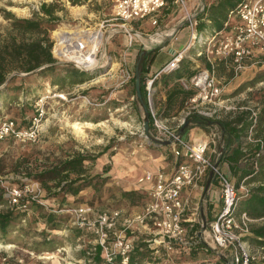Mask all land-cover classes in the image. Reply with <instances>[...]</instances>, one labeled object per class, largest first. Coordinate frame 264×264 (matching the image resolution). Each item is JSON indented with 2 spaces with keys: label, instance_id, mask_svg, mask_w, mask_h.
I'll use <instances>...</instances> for the list:
<instances>
[{
  "label": "rangeland",
  "instance_id": "obj_1",
  "mask_svg": "<svg viewBox=\"0 0 264 264\" xmlns=\"http://www.w3.org/2000/svg\"><path fill=\"white\" fill-rule=\"evenodd\" d=\"M41 2H55L57 8L64 9L57 12L61 19L50 31V38L53 41L52 54L59 62H68L76 67L82 66L73 61L69 54H59L57 51L59 32L71 36L101 34V41L98 44L96 41L97 63L92 67H86L92 68L87 71L94 76L85 82L59 88L53 86L49 78L35 76L25 79L22 89L14 94L7 95L6 98L0 94V121L9 118L18 126L26 127L40 108L44 110L41 120L42 131L38 141L22 143L11 137L0 140V175L19 176L15 182L21 185L27 183V180L21 178H28V182L37 186L36 192L42 202L33 201L28 205L37 203L43 204L44 207L43 211L36 212L28 206L26 215L7 235L3 236L0 232V264H87L85 257L93 250L95 238L92 234L71 225L70 214L67 211L70 208L67 206L76 207L81 203H88L98 210L120 208L124 209L122 211L124 216L141 209L142 201L134 205L118 201L119 189L122 187L118 181L121 177L114 170L117 171L118 167L124 164L121 155L132 159L130 166L133 168L137 159L142 155L148 157L147 153L159 143L151 141L153 126L150 125V119L149 131H144L143 120L146 118L144 110L133 94L132 81L122 83L123 75L125 66L135 68L136 57L140 51L158 50L168 39L174 37L179 29L178 20H183V11L172 0H167L166 7L157 17V23L154 25L156 29L145 30L133 24V29L140 33L133 34L132 42L129 43L126 34L119 31L115 26L116 22L111 20L113 0H86L83 4L75 5L68 0H0V34L4 35L9 26V21L3 17L4 9L17 17H31ZM197 2L198 0H188V8L195 10ZM95 40L89 51L94 50ZM180 46L177 47V51L183 50L186 44ZM18 75L23 76L21 73ZM15 82L19 84L20 78ZM221 83L224 86L222 98L227 99L225 103L231 106V109H222L218 116L225 111L238 108H247L259 113L264 104V66L248 67L235 78ZM24 86L28 88L26 92ZM150 103L154 107L153 91ZM147 105L149 107L148 101ZM141 151L146 153L141 155L138 153ZM76 152L89 157L84 162L86 178L103 174L102 177L109 176L108 180L103 182L100 177L95 178L92 182L97 184V187L88 186L78 197H69V205L66 201H61L60 197L49 199L47 189L32 177V174L43 165L47 166L63 156ZM168 153L171 158L172 153L170 151ZM25 157H28L27 161ZM100 158L108 159L101 169L98 168ZM105 166L110 168L107 174L103 173ZM147 171L152 172L145 170L144 173ZM137 182L143 183L138 180ZM0 202H4L1 209L7 208L8 204L1 192ZM131 207L138 210L131 211ZM48 212L67 214L66 221L61 224L60 229L53 231L45 225L43 219ZM196 225L194 228L197 232L196 242L184 246L173 244L171 249L153 240L141 241L142 238L149 240L153 237V233L148 229L144 228L149 234L140 232L139 229L143 228L141 226L123 231V226L118 222L116 232L124 234L134 245L139 242L147 245L150 249L146 253L148 259L142 264H206L209 258L215 260L218 257L229 263L230 250H217L207 246L209 237H206L204 231L208 230L199 222ZM53 232L57 234V240L60 242L53 251L37 252L27 246L41 241L40 234ZM114 238V235H110V246ZM198 241L201 244L197 243ZM195 243L202 248H193L196 246Z\"/></svg>",
  "mask_w": 264,
  "mask_h": 264
},
{
  "label": "built area",
  "instance_id": "obj_2",
  "mask_svg": "<svg viewBox=\"0 0 264 264\" xmlns=\"http://www.w3.org/2000/svg\"><path fill=\"white\" fill-rule=\"evenodd\" d=\"M183 11L190 39L186 47L175 52L155 74L145 79L146 98L149 102L148 112L153 126L152 139L157 142L168 141L172 154L176 159L181 158L175 170L167 175L162 170L145 172L138 181H150L152 185L147 191V200L141 209L130 215H123L121 209L98 210L88 204L70 208L71 225L92 234L95 243L101 246V252L108 264H127L133 244L121 232H116L118 222L123 231L137 229L139 226L148 229L153 237L148 241L162 243L171 249L173 244L181 246L196 242V233L190 234L192 225H185L184 214L187 210V200L180 198L185 187H196L210 171L217 181L221 206L214 218L209 222V245L213 249H229L231 255L239 253L245 258L251 255V250L245 237L250 231L251 218L246 212L236 213L241 196L247 195L248 186L244 181L239 188L227 177L222 169L207 154L209 141H187L178 131L190 115L197 114L207 118H217L222 109H231L222 98L224 86L216 74L219 60L225 61L230 69L231 77L235 78L243 70L251 66H264V0H241L229 10L228 19L223 28L208 35L201 41L202 47L197 52L203 56L208 66L199 69L189 80L194 93L185 101L180 110L171 117L173 125L168 124L151 106L153 82L160 73H166L176 68L184 57V51L197 39V14L203 10L198 4L194 11L188 8L187 0H172ZM167 0H113L112 17L115 26L132 42V35L140 33L132 25L137 22L150 20L152 25L157 23V17L166 7ZM134 72L125 68L122 83L131 81ZM257 111L251 110L247 142H256L261 149L264 142L261 138L253 137L257 123ZM44 110L40 108L33 116L30 124L20 127L13 120L6 118L0 121V140L8 137L22 143L39 140L42 131L41 120ZM144 129V128H143ZM260 152L256 153L259 156ZM19 176L13 174L0 175V192L10 207L25 210L29 202H40L37 186L28 182L21 185L15 182ZM110 235H114L111 246ZM157 251V250H156ZM121 257L115 261L116 256Z\"/></svg>",
  "mask_w": 264,
  "mask_h": 264
},
{
  "label": "trees",
  "instance_id": "obj_3",
  "mask_svg": "<svg viewBox=\"0 0 264 264\" xmlns=\"http://www.w3.org/2000/svg\"><path fill=\"white\" fill-rule=\"evenodd\" d=\"M72 5L83 4L86 0H68ZM241 0H218L215 4H211L208 8L210 14L209 19L212 21V26L217 30L220 29L222 22L226 13L234 8L238 2ZM64 11L63 8H57L55 2H41L39 8L32 12L31 17H17L12 12L8 10H3V17L9 21V26L4 35L0 34V94L3 95V98H6L7 95L14 94V92L22 89L25 79H30L35 76H39L42 79L49 78L52 85H56L59 88H63L65 85H73L83 83L86 80L92 78L94 74L90 71L80 69L68 62H59L52 54V45L53 41L50 38V31L53 30L59 23L61 17L57 14L58 11ZM198 36L194 43L200 48V42L204 40L208 35L213 31L212 28L208 27L205 22H198ZM206 29V30H205ZM212 29V30H211ZM157 54V49H152L145 51L142 55V65L140 71L141 79V92L144 103L147 105L146 90H145V76L146 67L154 60ZM189 60L183 57L176 68H173L166 74H170L173 71H183L188 65ZM208 66V64H206ZM194 72V71H193ZM190 72L189 74H193ZM18 73H26L23 76H19ZM20 78V83L16 84V79ZM134 85V77L131 79ZM28 90L27 86H24V91ZM193 91L185 90H174L170 94V97L180 96L179 108H182L185 101L192 95ZM135 94V88L134 92ZM136 96V95H135ZM264 109L262 110V113ZM251 114V113H250ZM260 113H257V121L260 117ZM165 116V112H163ZM217 120L224 128H230L231 132H238L239 135L243 136L245 130L251 126V122H242L240 128H235L234 126L230 127L231 122H222L217 118H207L197 114L190 115L186 118L185 126L190 127L191 125L204 126L211 120ZM242 120H237L241 122ZM257 124V123H256ZM151 125V122H150ZM152 143H159L151 139ZM262 141L264 142V134ZM248 150L242 149V140L239 141L237 148L232 152L231 158H227L232 161L235 159H249L250 157L254 158V161L258 163V170H255L253 173L259 172L261 166L259 161L264 155V148L261 149L257 144L253 155H249ZM260 152L259 156H256V153ZM28 157H25V160ZM89 159L88 156L82 154L81 152H76L75 154H69L64 159L56 160L53 163L45 166L43 165L39 170H37L32 177H35L38 181L48 191V198H61V201H66L67 204H70L69 197L74 198L78 197L79 193L88 186L93 188L97 187V184L92 181L100 177L104 182L108 180L109 176H103V174H98L93 178H86L84 176L85 168L84 162ZM27 161V160H26ZM108 166L104 167L103 173L108 172ZM255 177V176H253ZM253 189H250L248 194L243 199L246 204V208H263L264 201L261 198H252ZM256 191H263V187L255 188ZM147 192H142L139 190H122L119 189V198L118 201H124L129 203V205H134L140 201H144L147 198ZM255 197V196H254ZM242 197H240L241 199ZM239 199V201H240ZM238 201V204H239ZM4 203V202H0ZM63 204V203H62ZM61 204V205H62ZM68 204V205H69ZM88 204V203H81ZM80 204V205H81ZM43 204L33 203L31 206L27 204L32 210L36 212L43 211ZM64 205V204H63ZM90 205V204H88ZM75 205L67 206L71 208ZM27 209V208H26ZM120 209V208H117ZM26 210L16 207H8L5 209H0V232L1 234L7 235V233L14 228L17 223L26 215ZM257 212V211H255ZM67 214L48 212L44 216L45 225L53 229V231L60 229L61 224L66 221ZM42 240L36 242V244H28L31 250L40 251H53L57 244L60 243L57 240V234L54 232L52 234H40ZM5 239V238H4ZM197 243H200L198 241ZM27 244V243H25ZM196 246L193 248L200 249L202 246ZM101 246L95 244L93 250L89 252V256L85 257L87 264H106V261L101 252ZM150 249L147 248V245L143 242L139 244H133L132 250L129 253V259L127 264H142L147 258ZM121 257L116 256L115 261H120ZM151 260V259H150ZM149 260V261H150ZM155 260V259H154ZM153 262V261H151ZM206 264H264V258L258 259L257 257L251 255L247 258L238 254L237 257L231 255L230 252V262L227 263L222 257L217 259H210L206 261Z\"/></svg>",
  "mask_w": 264,
  "mask_h": 264
},
{
  "label": "crops",
  "instance_id": "obj_4",
  "mask_svg": "<svg viewBox=\"0 0 264 264\" xmlns=\"http://www.w3.org/2000/svg\"><path fill=\"white\" fill-rule=\"evenodd\" d=\"M188 1V0H187ZM218 0H198L197 4L199 6H203V10L199 11L197 14L198 22H205L208 27L212 28V33L223 28L225 21L228 19V13H226L224 20L220 29L212 26V21L209 19L208 8L211 4H215ZM194 3V2H193ZM190 11L191 8H189ZM183 15V14H182ZM139 28H145V30L153 29L155 26L151 24L150 20H145L136 23ZM177 33L173 38H170L166 41V43L161 46L157 50V54L154 60L146 67V71L144 73L145 79L152 76L157 72V70L163 66L167 61L171 58V56L177 52V47H181L180 45H187L190 39L189 29L186 25V20L183 16V20H178ZM198 28V26H197ZM156 29V28H154ZM211 29V30H212ZM206 30V29H205ZM198 31V29H197ZM211 33V34H212ZM185 43H182V41ZM196 41V40H195ZM194 42L185 50L184 57L189 60L188 65L185 67L183 71H173L170 74L160 73L155 77L153 82V99H154V107L158 113V115L163 120H166L168 124L173 125L171 121V117L177 114L180 110L179 101L180 96L177 98L170 97L172 91L185 90V91H193L194 89L188 86L190 78L202 68L207 67V62L203 56H198L197 52L202 47V43L200 42V48L197 45H194ZM196 44V43H195ZM134 45V44H133ZM186 47V46H185ZM183 47V49L185 48ZM149 51V50H145ZM139 57V53L137 55V60ZM127 65V62H126ZM127 69H130L134 72V67L131 68L129 65L125 66ZM194 71V72H193ZM193 72V74H189ZM216 74L218 79L222 82L227 79H230L231 72L230 69L226 66V62L219 60L217 63ZM46 79V78H45ZM56 86V85H53ZM75 87V86H74ZM192 93V94H193ZM264 104L262 105L259 113L261 114L258 118L256 127L253 132V137L255 138H263L264 134ZM163 112H165V116H163ZM250 113L251 111L247 108H238L236 110H228L222 113L217 119L222 122H231L230 127L234 126L235 128H240L242 122L250 121ZM237 120H242L240 123ZM87 122V121H85ZM251 122V121H250ZM185 125L179 128V132L182 137L187 141H200V140H208V148L206 154L212 158V160L222 169V171L227 175V177L234 183L236 187L239 188L242 181L248 186L249 189H253V199L261 198L264 201V190L256 191L255 188L263 187L264 188V155L261 157L259 164L261 166V170L257 173H253L255 170H258V163L254 161L253 157L249 159H235L228 160L227 158H231L232 152L237 148L238 143L242 140V149L248 150L249 155H253V151L257 147L256 142H247L246 136L248 134L249 128L244 131L243 136L239 135V131L231 132L230 128H224L222 124H220L217 120L213 119L211 122L207 123L204 126L191 125L189 128L184 127ZM150 153H147V156H143L142 154L146 152H138L142 156L140 159H137V163L133 166H130V161L132 159L127 157L126 155H121L124 159L123 163L118 170H114L115 173L121 177L119 179V183L122 186V190H139L142 192H147L152 182L144 181L143 183H138L137 180L143 176L145 170H151L152 172H156L157 170L164 171L167 175L171 174L179 161L182 159H176L173 154L168 153L169 151L172 153L171 146L166 144H157V147H153ZM155 149L159 151H155ZM138 155V154H137ZM137 155L135 157H137ZM67 156L61 157V159L66 158ZM133 157V156H132ZM108 161V159H101L100 164H98V168L101 169L102 166ZM107 167V166H105ZM85 168V165H84ZM109 168V167H108ZM110 169V168H109ZM108 169V172H109ZM104 170V167H103ZM107 172V173H108ZM111 172V171H110ZM106 173V174H107ZM255 176V177H253ZM124 181V182H120ZM246 195L241 196L242 198L239 201L237 206L236 213L239 215L241 212H246L249 217L252 219L250 222V231L245 237L246 242L253 254V256L258 259L264 258V207L256 208L250 207L246 208V204L243 199ZM255 196V197H254ZM180 198L182 200H187L188 207L184 214L186 219L185 225H192L190 234L192 232H196L194 229L197 227L196 223H200V225L208 231H204L206 237H209V229L208 224L214 218L215 214L219 210L221 206V199L219 195V188L216 179L212 175L210 171H207L206 175L203 179L198 183L196 187H185L181 191ZM147 200V198H146ZM145 200V201H146ZM145 201H142V205ZM4 204L0 203V207ZM129 205V203H127ZM6 207V206H5ZM1 209V208H0ZM131 211L138 210L137 208H130ZM26 210V209H25ZM122 211L124 209H121ZM140 210V209H139ZM138 210V211H139ZM257 211V212H255ZM144 229V228H141ZM140 232L149 234L146 230H141ZM197 235V234H196ZM199 236V234H198ZM141 241H148L144 238ZM207 244V242H206ZM209 246V245H207Z\"/></svg>",
  "mask_w": 264,
  "mask_h": 264
},
{
  "label": "bare ground",
  "instance_id": "obj_5",
  "mask_svg": "<svg viewBox=\"0 0 264 264\" xmlns=\"http://www.w3.org/2000/svg\"><path fill=\"white\" fill-rule=\"evenodd\" d=\"M57 37L59 39L57 45V51L59 52V54H66V55L69 54L70 58L73 61H76L78 64L82 65L83 67H92L97 63L95 59V55L97 50V44L101 41V34L94 33L92 36L91 35L71 36L59 32L57 34ZM96 38L97 40H95ZM94 40H95L94 50L89 51L91 46L93 47L94 45V44L92 45ZM77 126H80V124H77Z\"/></svg>",
  "mask_w": 264,
  "mask_h": 264
},
{
  "label": "water",
  "instance_id": "obj_6",
  "mask_svg": "<svg viewBox=\"0 0 264 264\" xmlns=\"http://www.w3.org/2000/svg\"><path fill=\"white\" fill-rule=\"evenodd\" d=\"M144 53V50L139 52V57L138 60L135 64V68H134V88H135V95L137 97V99L139 100L143 110H144V114H145V119L143 120V128L145 132L149 131V112H148V107L146 106V104L143 101L142 98V92H141V79H140V71H141V65H142V55ZM80 69H92V68H86V67H82V66H77ZM22 75H25L26 73H21ZM160 144H166L168 143V141H164V142H159Z\"/></svg>",
  "mask_w": 264,
  "mask_h": 264
}]
</instances>
